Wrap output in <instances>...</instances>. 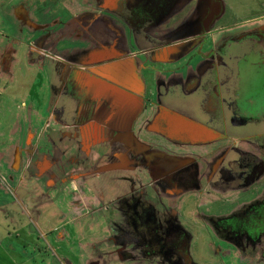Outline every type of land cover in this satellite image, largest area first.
I'll return each instance as SVG.
<instances>
[{
	"label": "flooded vegetation",
	"instance_id": "af4514ba",
	"mask_svg": "<svg viewBox=\"0 0 264 264\" xmlns=\"http://www.w3.org/2000/svg\"><path fill=\"white\" fill-rule=\"evenodd\" d=\"M0 3L1 70L42 95L14 131L29 192L12 195L63 231V261L202 264L208 237L264 264V0ZM174 115L204 136L164 134Z\"/></svg>",
	"mask_w": 264,
	"mask_h": 264
},
{
	"label": "rangeland",
	"instance_id": "374dc122",
	"mask_svg": "<svg viewBox=\"0 0 264 264\" xmlns=\"http://www.w3.org/2000/svg\"><path fill=\"white\" fill-rule=\"evenodd\" d=\"M251 4V6L257 7L255 1H251ZM0 7L2 8L3 6ZM238 11L241 13L243 9L239 8ZM0 26V31L1 28L7 27L6 23H0ZM6 31L9 33L8 36L13 35L9 27H7ZM5 34L0 35V154L3 150L6 153L9 152L10 146L14 144L16 137L14 131L17 130L16 128L19 125L27 123L28 113L26 111L28 109L25 105H32L35 111H38L41 110L42 104L39 86L32 84L34 82L33 76L29 79L19 76L16 78L15 85H13L7 73L1 70V54L10 43L9 39H6L7 33ZM22 58L24 59V57ZM1 74H4L5 77L2 78ZM32 118L33 121L36 120L35 117ZM36 122H39V120ZM254 131L255 129L251 127L246 132ZM5 161V157L1 158L0 155V264H67L63 261V256L59 254V245L56 241L57 235L62 230H57L55 226L50 224L32 225L30 227L28 215L24 213L23 209L21 210L20 207L15 205L16 199L12 194L21 196L23 193L29 192V190L23 183L21 186L17 185L20 174L23 175L24 173L23 170L18 169V161L13 167L8 166ZM16 169L20 172L15 171ZM11 177H13V181ZM17 189L19 192L16 193ZM26 198V196H23V199ZM22 213L24 216H22ZM19 220L22 222V227H19ZM202 240L205 245L209 246L207 250L211 248L210 255L212 257L217 256L215 259H199L202 264H209L210 261L215 264H246L241 262L239 254L237 257L236 255L221 257L218 252L214 254L216 252L213 250V245L209 238L203 237ZM219 246L222 251L228 248L224 244ZM71 259L73 264L89 263V259L86 257L72 256ZM109 264L115 263L111 262Z\"/></svg>",
	"mask_w": 264,
	"mask_h": 264
},
{
	"label": "water",
	"instance_id": "95a60500",
	"mask_svg": "<svg viewBox=\"0 0 264 264\" xmlns=\"http://www.w3.org/2000/svg\"><path fill=\"white\" fill-rule=\"evenodd\" d=\"M170 118L168 127L162 131L170 138L180 140L187 138L193 142L199 141L206 132L203 126L190 119H185L178 115L170 116Z\"/></svg>",
	"mask_w": 264,
	"mask_h": 264
},
{
	"label": "crops",
	"instance_id": "0c3cea01",
	"mask_svg": "<svg viewBox=\"0 0 264 264\" xmlns=\"http://www.w3.org/2000/svg\"><path fill=\"white\" fill-rule=\"evenodd\" d=\"M4 14H6V12ZM1 75H2L1 76L2 78L5 77L4 74H1ZM18 148H20V145H14V146L12 145V146H10V150H9L8 153L4 152V150H3L2 153L0 154L1 155V158L5 157V159H6L5 163L8 166H11V167L15 166L17 154H18V151H19Z\"/></svg>",
	"mask_w": 264,
	"mask_h": 264
}]
</instances>
